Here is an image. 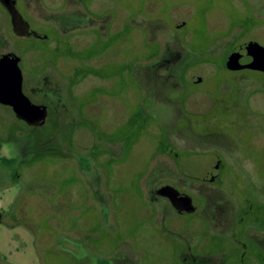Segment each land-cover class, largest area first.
<instances>
[{
    "label": "rangeland",
    "instance_id": "374dc122",
    "mask_svg": "<svg viewBox=\"0 0 264 264\" xmlns=\"http://www.w3.org/2000/svg\"><path fill=\"white\" fill-rule=\"evenodd\" d=\"M16 8L36 34L16 35L0 5V55L20 57L23 92L48 117L32 127L0 105V157L18 160L0 166V264H226L222 190L204 176L221 159L264 194V76L225 67L231 48L264 46V0ZM163 185L196 213L176 214Z\"/></svg>",
    "mask_w": 264,
    "mask_h": 264
},
{
    "label": "flooded vegetation",
    "instance_id": "af4514ba",
    "mask_svg": "<svg viewBox=\"0 0 264 264\" xmlns=\"http://www.w3.org/2000/svg\"><path fill=\"white\" fill-rule=\"evenodd\" d=\"M18 0H15V8ZM1 5V4H0ZM17 10V8H16ZM18 12V11H17ZM28 25L22 19V25L17 24L14 28L17 34L22 36H30V34H36L31 31L28 27L23 28L24 25ZM111 27L107 29V35L111 32ZM115 33V32H114ZM110 33V34H114ZM256 43V42H254ZM66 47L71 48L69 42H64ZM244 45V44H242ZM240 45V46H242ZM92 44L76 49L77 54L86 52ZM231 48L230 51L237 53L239 47ZM79 62H83L87 68H95L97 65L92 64L93 58H79ZM251 61L250 57L240 58L241 64H246ZM78 62V61H77ZM78 62V63H79ZM125 65V63H123ZM229 71V70H228ZM251 71L248 69L240 71H229V72H243ZM256 72V71H251ZM259 73V72H256ZM262 74V73H259ZM264 75V74H263ZM24 123V122H23ZM215 175L209 177V172H206L204 181L209 179L207 183L216 184L221 189L220 202L218 209L220 210V222L222 226V238H219V244L222 250H225V256L223 260L226 264L235 261V264H264V200L262 191H259L258 186L254 183H249V187L243 188L240 185V180L235 176L234 171L229 167L228 162L218 159L215 164L211 167ZM250 178H246L249 180ZM171 186V185H163ZM161 186L159 190L163 187ZM174 187V186H171ZM180 193L186 194L191 199V204L194 208L193 212L185 213L179 212L175 208L173 210L178 215H193L198 210L195 198L184 191L174 187ZM158 190V191H159ZM262 190V189H261ZM157 191V195H158ZM251 193H249V192ZM159 196V195H158ZM237 198L243 204L238 210L232 206L230 198ZM169 202V201H168ZM179 205V204H178ZM180 206V205H179ZM191 247L186 242V254L193 257ZM227 254V255H226ZM223 262V261H222ZM222 264V263H221Z\"/></svg>",
    "mask_w": 264,
    "mask_h": 264
},
{
    "label": "water",
    "instance_id": "95a60500",
    "mask_svg": "<svg viewBox=\"0 0 264 264\" xmlns=\"http://www.w3.org/2000/svg\"><path fill=\"white\" fill-rule=\"evenodd\" d=\"M1 6L10 16L11 24L16 35L15 26L22 25V17L15 8V0H0ZM24 25L23 28H27ZM250 57L246 64L240 63V58ZM20 57L7 53L0 55V105L11 108L16 119L28 126L41 127L48 117V108L33 103L23 92V76L19 67ZM225 67L229 71L248 69L264 74V46L257 43H248L239 47L237 53L230 51L225 59ZM201 81V79H198ZM158 195L169 201L177 211L191 213L194 208L191 199L180 193L174 187L163 186ZM180 206H179V205Z\"/></svg>",
    "mask_w": 264,
    "mask_h": 264
},
{
    "label": "trees",
    "instance_id": "16d2710c",
    "mask_svg": "<svg viewBox=\"0 0 264 264\" xmlns=\"http://www.w3.org/2000/svg\"><path fill=\"white\" fill-rule=\"evenodd\" d=\"M245 72H248V73H251V74H259V73L251 72V71H245ZM261 75H263V74H261ZM85 76H87V75H85ZM168 146H169V144L167 142H165L164 145L162 146V148L165 149L164 151L166 153H167ZM0 151H1V142H0ZM17 162H18V160H16V159L10 160V159H6V158H3V157H0V166L1 167H13L14 165L17 164Z\"/></svg>",
    "mask_w": 264,
    "mask_h": 264
}]
</instances>
